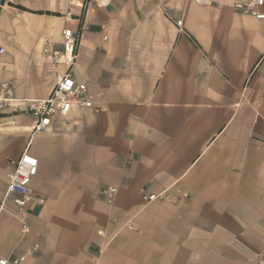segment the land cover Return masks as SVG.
Segmentation results:
<instances>
[{
	"label": "crops",
	"instance_id": "1",
	"mask_svg": "<svg viewBox=\"0 0 264 264\" xmlns=\"http://www.w3.org/2000/svg\"><path fill=\"white\" fill-rule=\"evenodd\" d=\"M82 1L0 0V81L17 98L48 95L64 67L46 60L42 42L76 26ZM234 1L244 0L87 8L71 73L99 93L96 108H73L36 132L31 115L0 111V255L264 264V19ZM25 149L38 159L29 186L44 202L19 212L4 200L5 174ZM151 193L161 198L146 202Z\"/></svg>",
	"mask_w": 264,
	"mask_h": 264
},
{
	"label": "built area",
	"instance_id": "2",
	"mask_svg": "<svg viewBox=\"0 0 264 264\" xmlns=\"http://www.w3.org/2000/svg\"><path fill=\"white\" fill-rule=\"evenodd\" d=\"M111 1L83 0L81 4L82 14L76 17V26L64 28L58 43L53 42L51 39L43 40V52L46 60L56 66L64 67V71L58 76L45 98H36L33 101H13V82L3 80L0 81V111L7 108L15 114L23 112L31 115L34 118L32 131L36 132L47 130L51 127L54 116H66L73 108L79 110L95 109L94 96H99V93H88L86 83L75 80L71 68L75 63L82 32L87 29L84 20L85 11L91 5L106 6ZM233 7L239 9L243 14L252 15L255 19H264V0L234 1ZM175 24L180 28L181 21L179 20ZM2 53H4V48L0 46V55ZM97 109L101 110L103 108ZM9 164L11 169L5 174L7 184L4 200L11 198L19 212L24 211L28 203L32 201L42 204L44 198L42 196L37 197L29 186L30 180L37 174L38 159L25 149L15 160H10ZM116 192L115 187L109 186L103 188L101 193L110 202ZM142 197L146 202H151L153 199L161 198V194L151 193ZM20 231L22 234L27 233L29 226L23 223ZM37 248L38 245L34 244L29 251H34ZM26 257V253L20 256L4 257L0 255V264H25ZM259 264H263V261H260Z\"/></svg>",
	"mask_w": 264,
	"mask_h": 264
},
{
	"label": "rangeland",
	"instance_id": "3",
	"mask_svg": "<svg viewBox=\"0 0 264 264\" xmlns=\"http://www.w3.org/2000/svg\"><path fill=\"white\" fill-rule=\"evenodd\" d=\"M44 84L46 85L47 82H45ZM9 208H10V201H7V202H6V205H5V207H4V210H3V214H4V215H5L6 212H8L9 214H11V212L8 210ZM12 217L18 222V224H20V223H19V219H17V216H15V217L12 216Z\"/></svg>",
	"mask_w": 264,
	"mask_h": 264
},
{
	"label": "bare ground",
	"instance_id": "4",
	"mask_svg": "<svg viewBox=\"0 0 264 264\" xmlns=\"http://www.w3.org/2000/svg\"><path fill=\"white\" fill-rule=\"evenodd\" d=\"M13 88H14V87H13ZM13 94H14V91H13ZM21 100L33 101V100H35V99H24V98H21V97L17 98V97L15 96V94H14V96H13V101H17V102H19V101H21Z\"/></svg>",
	"mask_w": 264,
	"mask_h": 264
}]
</instances>
